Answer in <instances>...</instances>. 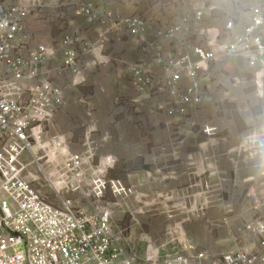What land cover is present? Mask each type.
Instances as JSON below:
<instances>
[{"label": "built area", "instance_id": "1", "mask_svg": "<svg viewBox=\"0 0 264 264\" xmlns=\"http://www.w3.org/2000/svg\"><path fill=\"white\" fill-rule=\"evenodd\" d=\"M209 11L194 8L168 25L95 0H0V264H264V124L220 152L229 129L196 122L208 101L203 88L212 81L213 65L223 76L240 62L256 87L255 99L264 101V5H242L222 23L212 20V27ZM113 43H129L137 52L128 68L132 91L157 100L155 110L177 122L190 116L201 139L198 150L185 152L186 136L171 138L159 147V164L143 171L140 184L129 185L110 177L116 158L99 156L97 146L111 137L98 138L90 120L83 151L72 152L65 141L67 154L50 156L53 168L41 164L38 172L35 148L47 142V128L67 106L64 88L54 81L66 75L83 86L90 67L111 62L106 51ZM60 55L61 66L51 69ZM184 165L192 170L180 172ZM248 167L259 173L242 178ZM182 177L186 185L169 186ZM154 208L168 222L157 250L147 234H133L135 214ZM206 213L213 216L207 225L230 231L225 241L234 247L219 254L198 249L187 227ZM143 244L150 256L143 255Z\"/></svg>", "mask_w": 264, "mask_h": 264}, {"label": "rangeland", "instance_id": "2", "mask_svg": "<svg viewBox=\"0 0 264 264\" xmlns=\"http://www.w3.org/2000/svg\"><path fill=\"white\" fill-rule=\"evenodd\" d=\"M174 1L176 0H132V3L128 5L125 2L117 4V9L109 8L119 10L127 16L138 15L158 19L171 25L194 8L206 13L214 7V11H209L213 17H206V21L212 27V20H216L214 25L220 24L224 16L233 10L237 11L242 5H263L261 3H264V0H215L218 4L214 0H186L184 3H174ZM51 34L53 38L60 41L59 31L53 30ZM106 55L111 57V62L90 67L86 71V82L83 86L75 87L71 77L66 75H61L54 81L64 88L67 106L59 113L54 124L47 128L46 140L52 144L58 140L51 150L53 155L59 154L57 149L65 141L72 152L81 153L84 149L85 128L90 120H95L98 127L96 136L101 138L104 134H109L111 137L107 142L100 141L97 146L99 156L112 155L116 158L110 177H119L129 185H138L142 180L143 171L159 164L160 146L166 145L171 138L186 136L185 152L192 153L198 150L201 139L197 136L198 128L191 125L190 116L183 122H177L164 112L155 110L158 105L157 100L139 97L132 91L129 85L128 68L134 62L137 52L130 48L129 43H113L108 47ZM61 59L60 55L50 68L60 67ZM211 72L212 81L208 87L203 88L208 101L198 109L200 117L196 118V122L206 121L219 129L228 128L229 133H225L230 136V139L235 137L233 141L235 143L237 137L239 140L240 135L248 128L264 124V101L255 99L256 87L240 62L231 63L228 69L224 70L223 76L219 74L216 65H213ZM233 74L243 80L228 81L226 77H232ZM237 82H239L238 85H236ZM229 141L218 150L223 152L229 149L232 144ZM36 154L40 161L35 163L34 169L41 173V164H46L49 170L53 168L49 162V159L51 160L49 149H39ZM191 170L189 165L179 168V171L184 173ZM255 170L249 167L247 173L256 175ZM179 184L186 185V177L180 178L178 182L170 183L169 186ZM241 188H245V193L248 186H240ZM45 190L48 191L50 188L45 187ZM138 190L147 192L148 187L139 186ZM237 199L240 203L243 198L237 197ZM143 202L147 204L145 199ZM134 205L139 207L141 204L134 203ZM147 209L148 207H145L144 211ZM238 211H241L240 205ZM135 217L139 224L133 234H136L137 238L142 237L143 233L147 234L152 240L149 244L157 250L165 242L168 226L166 218L156 208L153 211L135 214ZM208 217L213 218L208 213L200 214L199 217L193 218L187 227L198 249L219 254L234 247L233 244L225 241L230 231L210 227L206 222ZM146 246L143 244V255L147 254Z\"/></svg>", "mask_w": 264, "mask_h": 264}, {"label": "crops", "instance_id": "3", "mask_svg": "<svg viewBox=\"0 0 264 264\" xmlns=\"http://www.w3.org/2000/svg\"><path fill=\"white\" fill-rule=\"evenodd\" d=\"M98 4H100V5H102V7H115L116 9H117V0H95ZM127 5L128 4H131L132 3V0H125L124 1ZM214 2L216 3V4H218V2L217 1H215L214 0ZM261 4H263L264 5V3H261ZM217 27H220V25H217ZM36 33L38 34V32L36 31ZM234 139H235V137H231V139H229L230 141V143H232V144H230V148L231 147H234L237 143H238V137H237V139H236V141H235V143L233 142L234 141ZM222 166L224 167V168H226L227 170H230L231 169V163H230V161L228 160V159H226V158H222ZM249 168V167H248ZM257 173H259V170H255ZM247 175H249L248 173H247V168H244L243 170H242V172H241V177L242 178H244L245 176H247ZM243 186V184L241 185V187ZM242 190H244V189H241L240 191H242Z\"/></svg>", "mask_w": 264, "mask_h": 264}, {"label": "bare ground", "instance_id": "4", "mask_svg": "<svg viewBox=\"0 0 264 264\" xmlns=\"http://www.w3.org/2000/svg\"><path fill=\"white\" fill-rule=\"evenodd\" d=\"M61 140V139H60ZM59 140V141H60ZM56 142H58V140H55V142L53 143V144H50V142H46V143H44V144H41V146H39V147H43V146H46V147H48V148H50L49 149V155L51 156V158L52 159H55V157L56 156H59L60 158L62 157V156H64V155H66L67 154V152L69 151L67 148H66V146L64 145V143L63 144H61V146H60V148L59 149H57V151L59 152V154L58 155H53L52 153V148H54V144L56 143ZM39 147H37V148H35V152H37L38 151V149H39ZM56 147H58V146H56ZM59 158V159H60ZM58 159V158H57Z\"/></svg>", "mask_w": 264, "mask_h": 264}]
</instances>
